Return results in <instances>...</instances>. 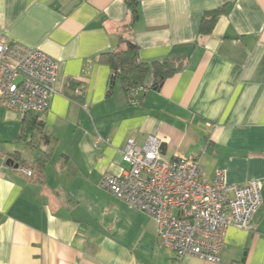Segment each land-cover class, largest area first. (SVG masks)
<instances>
[{"label": "crops", "instance_id": "1", "mask_svg": "<svg viewBox=\"0 0 264 264\" xmlns=\"http://www.w3.org/2000/svg\"><path fill=\"white\" fill-rule=\"evenodd\" d=\"M136 1L131 26L127 0H0V38L59 63L39 114L57 138L42 179L22 170L35 158L19 138L25 114L0 106V264H264V0ZM223 5L200 36L202 13ZM122 37L145 62L183 66L159 88L150 71L132 101L100 60ZM79 83L82 103L70 97ZM149 135L164 138L167 159L197 157L208 181L222 170L229 184L260 182L262 204L248 229L229 227L219 262L177 258L154 218L100 186L128 168L127 140L143 146Z\"/></svg>", "mask_w": 264, "mask_h": 264}, {"label": "built area", "instance_id": "2", "mask_svg": "<svg viewBox=\"0 0 264 264\" xmlns=\"http://www.w3.org/2000/svg\"><path fill=\"white\" fill-rule=\"evenodd\" d=\"M58 70V61L43 50L1 37L0 106L22 114L46 112L57 91ZM76 91L81 93V87ZM163 141L161 135H149L139 146L129 138L122 151L128 168L104 173L100 186L128 208L154 218L162 244L177 258L192 255L219 262L229 227H250L262 204L261 184L257 179L229 184L222 170L208 181L197 157L165 158ZM22 170L31 176L30 168Z\"/></svg>", "mask_w": 264, "mask_h": 264}, {"label": "trees", "instance_id": "3", "mask_svg": "<svg viewBox=\"0 0 264 264\" xmlns=\"http://www.w3.org/2000/svg\"><path fill=\"white\" fill-rule=\"evenodd\" d=\"M127 3L132 13L130 23L132 26L139 17L138 2L136 0H127ZM225 10L224 5L205 10L200 19L199 35L204 36L209 34ZM121 43L122 46L119 48L103 52L100 55V60L111 67L113 72L112 82L117 78L132 101L140 98L141 93L147 89L146 82L150 71H153V83L151 87L159 88L167 77L180 70L183 66L181 58L154 61L152 63L145 62L139 57V45L136 42L122 37ZM78 87H81V93H77ZM83 93L84 85L79 83L73 87L70 97L82 103L81 98ZM24 116L19 138L35 154L34 162L30 165L32 170L31 177L42 179L44 177V169L52 152L55 150L57 138L45 130L39 114L27 112Z\"/></svg>", "mask_w": 264, "mask_h": 264}, {"label": "water", "instance_id": "4", "mask_svg": "<svg viewBox=\"0 0 264 264\" xmlns=\"http://www.w3.org/2000/svg\"><path fill=\"white\" fill-rule=\"evenodd\" d=\"M161 149H162V151L164 150V144H162V146H161ZM14 161L13 160H11V159H9L8 161H7V163L8 164H11V163H13ZM15 165V167H19V163H16V164H14Z\"/></svg>", "mask_w": 264, "mask_h": 264}]
</instances>
